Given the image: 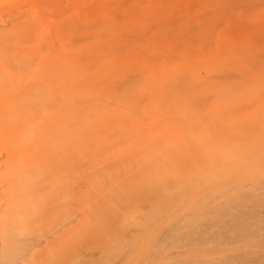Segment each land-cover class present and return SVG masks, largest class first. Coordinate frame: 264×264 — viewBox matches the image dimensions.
I'll return each mask as SVG.
<instances>
[{
    "label": "bare ground",
    "instance_id": "obj_1",
    "mask_svg": "<svg viewBox=\"0 0 264 264\" xmlns=\"http://www.w3.org/2000/svg\"><path fill=\"white\" fill-rule=\"evenodd\" d=\"M78 1L0 26V146L5 173L24 179L19 214L67 204L60 193L74 190L75 152L94 125L141 150L145 138H173L191 112L203 127L207 109L264 79V0ZM19 245L5 242L0 264H16Z\"/></svg>",
    "mask_w": 264,
    "mask_h": 264
},
{
    "label": "rangeland",
    "instance_id": "obj_2",
    "mask_svg": "<svg viewBox=\"0 0 264 264\" xmlns=\"http://www.w3.org/2000/svg\"><path fill=\"white\" fill-rule=\"evenodd\" d=\"M39 1L0 0V26L44 6L67 13L87 4ZM233 96L207 109L203 127L191 112L173 138H145L141 150L126 136L96 137L94 125L75 152L74 190L60 193L69 204L53 216L52 198L39 214H19L24 179L5 173L0 146V254L19 241L16 264H264V79ZM41 235L45 250L34 240Z\"/></svg>",
    "mask_w": 264,
    "mask_h": 264
}]
</instances>
